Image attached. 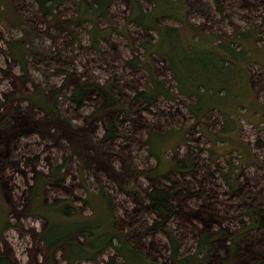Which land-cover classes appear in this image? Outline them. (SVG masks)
<instances>
[{"label": "rangeland", "instance_id": "obj_1", "mask_svg": "<svg viewBox=\"0 0 264 264\" xmlns=\"http://www.w3.org/2000/svg\"><path fill=\"white\" fill-rule=\"evenodd\" d=\"M10 5L9 10L0 6V108L7 102L6 94L13 91V80L4 76L12 74L13 78L21 77L22 71L13 60L7 49V41L19 40L26 45L29 55V76L45 87L64 84L65 77L57 72L55 64L46 65L38 55L51 56L62 52L68 65L73 64L78 74H84L94 81L104 82L109 78L118 81V86L132 101V87H142L145 84L146 71L132 70L128 60L139 56L144 59L145 50L139 42L145 39L141 28L128 20L130 14L126 0H114L107 17L99 22V26L111 31L108 41H102L98 49L91 46V26L89 24L76 27L79 39H73L65 27L55 26L54 23L73 18L79 0H63L58 7V19L50 22L49 18L38 12L35 0H0ZM174 7L168 11L160 21L158 32H149L153 41H159V51L168 48L172 54L174 76L178 85L186 92H194L197 97H188L184 94L176 101L161 100L157 105L144 109V106L135 104L132 117L141 121V124L132 128L139 129L140 137L146 141L150 129L161 133L170 130H181L177 140L165 143L166 159L192 155L196 162V173L202 181L203 198L188 200L193 208L204 212L214 228L227 231H237L244 224L241 216L242 208H246L250 199L260 202L264 206V0H175ZM179 2V3H178ZM146 11L153 9V3L142 1ZM15 7H13V5ZM180 5L184 8L183 17L180 15ZM162 11V5L159 6ZM38 12V13H36ZM180 15V16H179ZM32 16V17H30ZM32 18V21L29 19ZM129 22V23H128ZM12 23V24H10ZM131 23V24H130ZM54 25V26H53ZM8 26H10L8 28ZM172 28L174 30H163ZM235 37L241 40H235ZM101 52H98L100 51ZM159 75L177 93L176 81L171 74L168 62H155ZM251 78V80H250ZM17 81V79H16ZM18 83V81H17ZM251 84V85H250ZM21 83L18 84V87ZM31 89L32 83L25 87ZM66 94L61 97L60 114L62 122L51 121L50 127L57 124L67 129L77 130L79 127L87 129V136H101L103 127L88 123L86 116L91 109V103L79 112L68 99L72 87L67 85ZM22 89V86H21ZM23 91V90H22ZM202 115L196 116L193 107ZM191 106V107H190ZM29 102L14 103L8 112L14 117L20 114L28 121L14 136H18L19 164L8 170L6 193L1 194V201L9 210L10 218L15 225L4 235L1 245L6 251L12 250L19 264H40L44 260V245L39 234L44 227V221L31 214L28 206L31 203L30 187L36 182L37 173L48 174L62 163L63 151L61 145H68L61 139L60 148L57 141L51 137L42 138L37 129L45 123L42 114L31 108ZM1 117V115H0ZM200 118V119H199ZM252 118V121H249ZM38 121L37 124L34 121ZM72 134L67 133V136ZM155 135V134H154ZM188 141H184V138ZM141 138V139H142ZM155 138L157 136L155 135ZM153 140V137H152ZM127 139L119 140L110 146L104 147V152L114 164L121 163L119 155H129L128 163L134 168L145 169L156 166V160L149 156V146L144 142H136L128 151L124 150ZM246 145L245 154L241 155V146ZM171 146V147H170ZM245 146V147H246ZM167 148V150H166ZM169 148V149H168ZM111 153L110 154H108ZM127 152V153H126ZM126 157V158H127ZM71 171L62 188L48 186L47 194L51 199L71 198L77 206L84 205L80 199H85L86 190L80 186L76 164L73 162ZM65 171V170H64ZM231 171L235 184L242 190V194L231 193L229 183L223 172ZM65 172H62V174ZM87 182L93 193L99 192V185L94 183L93 174L86 173ZM39 175L37 179H39ZM105 190L110 193L118 204V217L132 219L143 224L145 218L151 219L139 212L140 207L129 195L121 192L118 187L105 176H100ZM180 180L179 176L175 178ZM189 178L188 180H192ZM149 185L145 178L133 180V186L142 190ZM196 186H194L193 190ZM200 187V188H199ZM202 197V196H201ZM88 199V198H87ZM105 201L97 195H90L84 206L80 219L95 225L81 226L77 221V229L92 228L94 237L90 238L85 250H77L73 259L88 258L94 255L100 245L111 238V223L104 222V213L101 202ZM97 202H99L97 204ZM96 203L98 212L94 208ZM243 205V206H242ZM215 213L217 220L212 219L208 207ZM43 217L51 219L54 231L64 227L65 222L59 223V214L64 212L65 206L38 207L37 201L31 203ZM100 209V210H99ZM203 220H195V225L204 226ZM75 224V223H73ZM174 223L171 227L175 229ZM157 248L151 249L155 263L170 264L168 261V238L164 233L153 237ZM263 238L259 239L262 242ZM195 238L192 232L186 233L182 240L183 251L194 249ZM121 243L119 241L118 246ZM150 250V249H149ZM122 251V252H121ZM98 258V261L75 262L74 264H106L113 254ZM126 246L121 249L117 264H155L143 257L132 254ZM254 254L264 257V245L257 247ZM57 259L59 264H68L63 260L61 253Z\"/></svg>", "mask_w": 264, "mask_h": 264}, {"label": "trees", "instance_id": "obj_2", "mask_svg": "<svg viewBox=\"0 0 264 264\" xmlns=\"http://www.w3.org/2000/svg\"><path fill=\"white\" fill-rule=\"evenodd\" d=\"M114 0H79L76 6L75 15L73 18L65 21L56 22L58 19L57 9L63 3V0H35L38 5V12L49 18L50 22L54 23L58 28L65 27L73 39H79L78 33L75 32L76 27L89 24L91 30V46L98 49L102 41H108L111 31L107 28H101L99 22L107 17L108 11L111 8ZM142 1L153 3L154 7L150 11L144 9ZM175 0H126L130 10L128 20L141 28L145 39L139 42L140 47L144 48V59L139 56L129 59L128 66L132 70L144 69L146 71L145 84L142 87H132V101L130 98L119 89L118 81L114 78H109L104 82L94 81L84 74H78L73 64L68 65L65 60V55L62 52L54 53L51 56L43 54L38 55L43 62L55 64L57 72L64 75V84L45 87L42 83L36 82L29 76V55H34L35 52H30L26 45L15 39L8 40L6 45L13 63L20 67L22 71L21 77L13 78L12 74H6L4 77L13 80V91L6 94L7 102L0 108V191L2 195L6 193L7 171L15 168L19 164L18 156V136H14L27 119L20 114L12 117L9 109L14 107V103L29 102L31 108L41 113L43 122L42 127L37 129L38 135L42 138L51 137L57 141L60 148L61 139H65L69 144L61 145L63 151V160L56 170L52 169L50 173H37L40 176L36 177V182L29 189L31 193V203L37 201L38 207L52 206L57 204L65 206L63 213L59 214L61 221L65 222L64 227L59 231H54V222L47 217H43L35 209L31 208V203L28 206L31 214L41 218L44 221V227L39 234V239L44 245V260L40 264H59L57 256L61 253L63 260L68 264L75 262L98 261L103 255L113 250V254L107 260L106 264H117L119 258L120 247H128L132 254L143 257L148 261L155 263L151 249L157 248L155 239H147L157 234L164 233L168 238V261L170 264H264V257H258L254 254V250L264 245V206L256 200H249L244 204L246 208H242L241 216L244 218L243 226L237 231H227L222 228L223 223H219L221 228H214L207 215L199 209L193 208L187 202L193 198H203L202 189H198L196 184L202 185V181L196 173V162L192 155L184 157H176L166 159L165 143L177 140L183 134L181 130H170L165 133L150 129L146 141L140 137V133L134 126L141 124V121L132 117L135 104L144 106L147 110L154 105H157L161 100L166 102L176 101L177 98L188 94L177 83L174 76L173 60L171 51L168 48L165 51H159V41H153L149 32H158L160 29V21L169 15L167 13L174 7ZM179 3V2H178ZM177 4V3H176ZM13 5V4H12ZM162 5L163 10H159ZM0 6H5L9 10L10 5L0 2ZM172 8H171V7ZM13 7H15L13 5ZM171 8V9H170ZM184 8L180 5V15L183 17ZM36 12V13H38ZM179 15V16H180ZM32 17V16H30ZM183 19L188 23L187 19ZM33 19L30 18L29 21ZM129 23V22H128ZM12 24V23H10ZM131 24V23H130ZM53 25V26H54ZM10 26H8L9 28ZM174 30L172 28H164L163 30ZM235 40L241 38L235 37ZM98 52H101L98 51ZM168 62L171 74L176 81L177 93L173 92L170 86L159 75L158 69L154 65L155 62ZM18 83H17V81ZM251 80V78H250ZM21 86L18 87V84ZM26 83H32L33 87L29 89ZM67 85L71 88L68 99L79 112L86 108L88 103H91V109L86 116V124L92 123L104 128L101 136H87V129L79 127L76 131L67 129V127L57 124L55 127L48 125L51 121L62 122L60 114L61 97L66 94ZM251 85V84H250ZM23 90V91H22ZM194 92H190L188 97H194ZM197 97V96H195ZM197 101L199 98L197 97ZM192 105V111L196 116L202 115ZM191 107V106H190ZM200 119V118H199ZM252 121V118H249ZM38 121H34L37 124ZM67 133L72 134L67 136ZM157 138H155V135ZM153 137V140H152ZM142 138V139H141ZM127 139L124 143V150L128 151L136 142H144L149 146L148 154L156 160V166H151L145 169L132 167L128 163L129 155L121 154V163L114 164L104 152V147L110 146L119 140ZM184 141H188L185 137ZM246 145L241 146V155L245 154ZM171 147V146H170ZM169 149V148H168ZM167 150V148H166ZM127 153V152H126ZM111 155V153L108 152ZM127 157V158H126ZM76 164V173L83 190H86L84 205L77 206L71 198H56L51 199L47 194L48 186L62 188L69 175L72 164ZM65 170V171H64ZM62 172H65L62 174ZM93 174L94 183L99 185V192L93 193L90 186L87 185L86 173ZM100 176L107 177L112 181L118 189L132 197L136 204L140 207L139 212L151 218H145L143 224L137 221L117 216L118 204L116 199L105 190V186L101 181ZM179 176L180 180L175 178ZM145 178L149 185L142 190L136 189L133 186V180ZM192 180H188L189 178ZM222 177L228 181L233 179L231 171L223 172ZM237 179H233L229 183L231 193L242 194V190L235 184ZM87 183V184H86ZM195 189L193 190V188ZM200 188V187H199ZM90 195H97L104 199L101 202L102 211L104 213V222L111 223V238L99 246L94 255L88 258L71 257L81 247L89 250L87 246L91 237H94L92 228L77 229V221L81 226L90 227L95 225L89 222L94 218L92 216L86 220L80 219L83 214L84 206H90L88 200ZM202 196V197H201ZM0 198H2L0 196ZM88 198V199H87ZM97 202V204L99 203ZM242 205V206H243ZM94 208L98 212L96 203H93ZM100 210V209H99ZM211 213L212 219L217 220L215 213L211 210V206L207 209ZM195 220H203L204 226L195 225ZM173 229L171 226L177 223ZM75 223V224H73ZM13 224L9 210L5 207L0 199V264H19L12 250L6 251L1 245L4 243L5 233L13 228ZM194 234L195 246L194 249L183 251L182 240L186 239V233ZM262 242H259V239ZM119 241L121 243L118 246ZM150 249V250H149ZM122 252V251H121ZM157 264V263H155Z\"/></svg>", "mask_w": 264, "mask_h": 264}]
</instances>
